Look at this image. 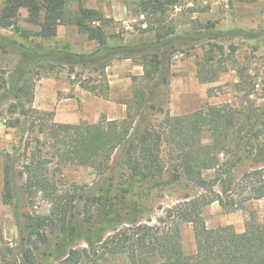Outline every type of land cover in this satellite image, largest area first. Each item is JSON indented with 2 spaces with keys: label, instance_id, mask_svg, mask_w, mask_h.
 <instances>
[{
  "label": "trees",
  "instance_id": "obj_1",
  "mask_svg": "<svg viewBox=\"0 0 264 264\" xmlns=\"http://www.w3.org/2000/svg\"><path fill=\"white\" fill-rule=\"evenodd\" d=\"M73 1L80 0H1L0 26L11 27L14 36L0 32V51L17 57L10 70L0 69V109L7 104L8 114H19L8 116L5 122L8 127L21 129L20 143L27 132L32 135L28 134L30 138L23 144V152L19 144L5 155L2 196L5 203L14 206L22 240L16 246H9L2 241L0 230V243H3L0 264H42L41 254H55L59 260L46 264H84L90 260L91 252L100 249L126 254L128 264H264V222L252 216L244 231L230 234L225 226L209 227L203 215L205 206L214 201L228 211L243 207V202L236 203L234 198L228 202L223 197L225 193L228 196L236 161L227 168L220 164L221 153L242 159L236 149L243 144L250 146L252 157L251 169L242 175L244 188H249L246 200L264 197V128H258L259 124L264 127V104L261 112L250 109L245 114V110L230 103H205L185 114L173 115L168 110L158 124L152 120L156 111H163L154 95L169 82L168 69L174 53L206 40L210 46L206 62H212L214 49L218 47L223 52V46L211 40L231 31L217 29L214 22H196L191 30L176 34L170 26L166 28L161 19L165 5L178 0L160 3L154 0L153 10L161 19L156 27L149 22L142 29V32L154 30V38L141 36L133 41L110 43L99 10L80 6L73 19L65 20L66 8ZM21 8L28 11V22L41 26V31L35 35L55 37L58 24L73 23L88 40H97L99 46L80 52L66 42L55 45L37 42L32 35L34 32L18 24ZM236 31L250 38L264 39V28ZM114 59H131L143 66L145 83L121 100L127 106L124 118L58 122L54 120L53 110L34 106L38 79L48 76L60 64L69 65L70 73L75 72V66L93 67L99 78L80 79L79 84L89 91L105 94L109 89L106 68ZM239 73L240 84L245 89L250 82L242 70ZM217 74L215 71L200 75V79L213 81ZM208 135L211 142H205ZM119 157L140 183L169 184L184 177L204 192L165 208L153 222L139 219L127 202L129 184L120 195L111 196L108 193L111 188H106L105 194L86 197L85 216L76 218L75 201L81 196L76 189L72 194L59 192L57 176H62V166L89 165L106 173ZM22 159L25 163L20 169L18 164ZM54 161L56 165L51 171L48 164ZM221 168L224 171H217L212 180L204 176L205 171ZM23 174L27 175L28 193L42 192L51 203L48 214L36 215L22 210L16 200V180ZM217 184H221V191L214 189ZM184 222L193 226L195 250L190 253L185 251L182 242L180 227ZM49 226L59 229V238L53 249L40 251L41 245L50 242ZM76 234L88 246H73Z\"/></svg>",
  "mask_w": 264,
  "mask_h": 264
},
{
  "label": "rangeland",
  "instance_id": "obj_2",
  "mask_svg": "<svg viewBox=\"0 0 264 264\" xmlns=\"http://www.w3.org/2000/svg\"><path fill=\"white\" fill-rule=\"evenodd\" d=\"M162 1L159 0V3ZM142 2L144 5H142ZM153 3L154 0L73 1L66 8L65 20H68V18L73 19L80 6L95 8L99 10L104 18L102 24L110 43L133 41L141 36L152 39L155 35L154 30L142 32V29L146 28L149 22H152L153 27H156L158 19H161L157 12L153 10ZM1 8L2 3L0 2V10ZM19 13L18 24L34 32L32 35H34L37 42L40 41L45 45L66 42L73 50L80 52H89L99 46L97 40H88L87 35L80 33L73 23L58 24L55 37L35 35L41 31V26L26 20L28 11L25 8H21ZM161 20H163L166 28L170 26L176 34L183 30H191L196 22L201 24L214 22L217 29L231 32L211 40L212 43L216 42L217 45L223 46V52L218 47L214 49V60L212 62H206L207 53L209 54L207 50L210 48L206 40L194 47H188L187 49L184 47V51L178 50L174 53L168 69L169 82L158 88L154 95L157 104H161L163 111L154 113L152 116L153 122L158 124L168 110L173 115L185 114L199 109L205 103L214 105L230 103L240 110H245V114L249 113L250 109L255 110L257 113L262 111L264 104V39L262 37L250 38L236 30L239 28L245 30L264 28V0H178L174 4L165 5L163 19ZM99 22L96 24H99ZM0 32L14 36L11 27L0 26ZM16 57L15 54H4L0 51V69L3 71L10 70L16 62ZM134 64L138 65V69L133 73L130 66L126 62L123 63L122 59H114L106 68L109 85L107 92L101 94L82 88L85 90L82 95L84 100L79 103V107L76 108L70 104L71 106L66 108L68 113L73 112L74 114L65 118L62 115L64 108L61 105L60 110L52 109L54 120L70 123H78L82 120L97 122L101 119L120 116L122 110L119 109V104H124L121 100L132 95L135 88L145 83L143 66L132 60V65ZM69 69V65H57L55 70L49 73L48 76L38 79L37 84L45 77L56 78L59 85L56 88L59 99H61L63 97H74L73 91L76 85H79L80 79L86 81L90 78H99L98 72L93 67L75 66V72L73 73H70ZM239 70L246 74V79L250 82L245 89L240 84L242 81H240ZM215 71L218 72L216 80L204 82L200 79V75L207 76L215 73ZM125 76L129 77V85H121L118 83L119 81L112 82L113 79H123ZM133 76H136L135 79ZM68 84L72 86L71 89L63 90L62 86ZM57 105L58 102H56ZM6 108L7 104L0 109V230L3 235L2 241L9 246H16L22 240V235L17 225L18 221L14 206L3 201V168L6 153L12 151L14 145L18 147L19 144L21 145L20 152H23V144L26 139L30 138L28 134L32 135V133L27 132L25 139L20 143L21 129L6 125L5 118L11 115L6 112ZM78 111L82 115L80 119L75 115V112ZM11 116H19V114ZM258 128L263 129L264 127L259 124ZM205 142H211L209 135ZM49 146L46 149H49ZM250 149L249 145L244 144L236 149L242 159L231 153H221L220 164L222 167L227 168L236 161V165L232 170L233 179L230 190L227 192L228 196L225 193L223 197L228 202L231 198H234L236 203L243 202V207L228 211L223 209L218 201L206 205L203 215L209 227L222 225L227 228L230 234H235L244 231L247 221L252 216L264 222V197L246 200L249 188H244L245 183L242 180L243 173L251 169ZM24 163L25 159H22L21 163L18 164V168L22 169ZM55 165V161L48 164L51 171ZM217 171L223 172L224 170L222 168L221 170H208L204 172V176L208 180H212ZM57 178L60 193L72 194L76 189L78 195L81 196L75 201L74 215L76 218L85 216L84 202L86 197L105 194L106 188H111L112 191H108L111 196H114V194L120 195L124 187L129 184L131 188L127 196V202L132 209L136 210L139 219H152L153 222L163 214L165 208L187 199L188 196L190 198L204 192L201 187L184 177L169 184L160 183L159 181L140 183L138 179L131 176L122 161V157L115 158L110 165V170L106 173L99 172L89 165L65 164L62 166V176H57ZM16 181V200L21 204L23 211H29L36 215L50 212L51 203L42 192L30 194L26 190V174L18 175ZM112 183L114 185H111ZM221 184L215 185L214 189L221 191ZM180 228L185 251L193 252L195 250V237L192 223L184 222ZM47 233L50 242L48 245H41L40 251L53 249L56 240L59 238V229L55 226H49ZM75 236L73 246H88L80 235L76 234ZM25 237L27 238L26 232ZM0 245H3V243H0ZM55 256V254L52 256L41 254L39 260L42 264L58 263L59 260ZM128 263L129 259L126 254L100 249L96 253L91 252L90 260L84 264Z\"/></svg>",
  "mask_w": 264,
  "mask_h": 264
},
{
  "label": "crops",
  "instance_id": "obj_3",
  "mask_svg": "<svg viewBox=\"0 0 264 264\" xmlns=\"http://www.w3.org/2000/svg\"><path fill=\"white\" fill-rule=\"evenodd\" d=\"M1 2V1H0ZM2 3V2H1ZM123 63L126 62V64L128 66H130V70H132V72L134 73L135 71H137V66L138 65H132V60L131 59H122ZM117 65V64H115ZM140 72V71H139ZM118 74V73H117ZM111 76V75H110ZM122 80V81H120ZM115 81H119L118 83H120L121 85H129V77H123V79H113L112 82ZM111 82V80H110ZM79 84V83H78ZM58 82L56 78H51V77H45L44 79L40 80L38 82V84H36L35 87V96H34V106L38 109H46V110H60L61 105L64 108V112H63V116L69 117L72 113H68L67 112V107H70L72 104L74 107H79V103L81 101H83V97L82 95L84 94L83 92L85 90H83L82 86L76 85V87L74 88V97H63L61 99H59V95H58V91L57 88L58 87ZM112 86V85H111ZM63 90L69 88V90L71 89L72 86L68 85H63ZM128 87V86H127ZM59 99V100H58ZM56 102H58V105L56 106ZM57 107V108H55ZM119 109L122 110V114H120V116L114 118V117H109L108 119H121L124 118L126 115V105L125 104H119ZM75 115L77 116L78 119H80V117L82 116L80 114V112H75ZM66 120V119H65ZM56 121V120H55Z\"/></svg>",
  "mask_w": 264,
  "mask_h": 264
}]
</instances>
